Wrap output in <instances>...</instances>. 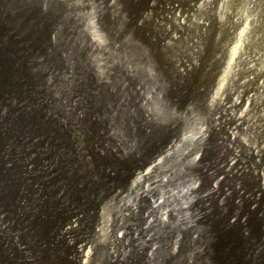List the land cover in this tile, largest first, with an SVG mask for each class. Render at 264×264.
I'll list each match as a JSON object with an SVG mask.
<instances>
[{"label":"bare ground","instance_id":"1","mask_svg":"<svg viewBox=\"0 0 264 264\" xmlns=\"http://www.w3.org/2000/svg\"><path fill=\"white\" fill-rule=\"evenodd\" d=\"M237 126L264 145V0H0V264H169L175 235H133L129 179Z\"/></svg>","mask_w":264,"mask_h":264},{"label":"rangeland","instance_id":"2","mask_svg":"<svg viewBox=\"0 0 264 264\" xmlns=\"http://www.w3.org/2000/svg\"><path fill=\"white\" fill-rule=\"evenodd\" d=\"M255 128H259V125L253 126V129ZM203 130V131H202ZM206 128L200 129V131H198L196 133V137L194 136V140H191L185 147L178 149V151H173V150H165L168 151V153H173L172 156L171 154L168 155L167 152L163 151V153H161L160 151V156H156L155 158H157L156 160H154L153 162H149V164L145 163L144 167H146L145 172L144 170L141 171V173L139 174V177H133L132 179H129V184L133 183L132 187L134 190V196L132 197L133 202H136L135 204H132V200L130 199L127 205V201L125 200H119V201H115L114 207L112 208H107L104 212V216L108 217L110 212H111V216H113V214H116V207H122L124 208V206L127 205L126 209L130 210L132 213L129 216V221L128 224H134V229L135 227H139L144 229L146 227H151L149 238L153 237V234H156V232H158V234H172L175 235L176 237L174 238V242H173V247H172V252L171 255L174 258V260H171V262L169 264H264V145L259 143L256 138L250 133V132H254V130L251 131H243L241 130L240 127H234L232 128L233 131L230 130V132L226 133L225 135H223V137L220 139V144L219 142H217L216 144H219L217 147V150H215L216 144H212L209 145L207 147V145H204V143L202 144V146L200 147V149L195 152L192 153L193 149V145H195V142L198 140V137H202V135H204L206 133ZM239 130V131H238ZM201 132V134H200ZM233 134V138H235V140H233L232 137ZM199 135V136H198ZM201 135V136H200ZM227 135V137H226ZM230 135V136H229ZM238 135V136H237ZM245 137V138H244ZM249 137V138H248ZM224 138V139H223ZM247 138V139H246ZM230 139V140H229ZM243 139V140H241ZM225 140V142H224ZM233 142H232V141ZM248 140V141H247ZM256 140V141H255ZM251 141V143L249 142ZM255 141V142H253ZM201 142V141H200ZM199 142V143H200ZM224 142V143H223ZM226 142L228 144H226ZM237 142V143H236ZM194 143V144H192ZM231 145H230V144ZM243 143V144H242ZM206 144V143H205ZM234 146H233V145ZM241 144V145H240ZM249 144V146H248ZM227 150H224L225 147ZM231 151H229L228 147ZM230 145V146H229ZM238 145V146H237ZM189 148H188V147ZM221 146H223L221 148ZM233 146V147H232ZM255 146V147H254ZM206 147V148H205ZM213 147V149L211 148ZM220 147V148H219ZM231 147V148H230ZM236 147V148H235ZM249 147V149H248ZM259 147V148H258ZM261 147V148H260ZM257 150H256V149ZM193 149V150H192ZM203 149V150H202ZM205 149V150H204ZM221 149V150H220ZM236 149V150H235ZM190 152H189V151ZM210 150V151H209ZM212 150V151H211ZM234 150V152H233ZM172 151V152H171ZM184 151V152H183ZM214 151V152H213ZM217 153H216V152ZM219 151V152H218ZM224 151V153H223ZM228 151V153H227ZM239 151V152H238ZM165 152V153H164ZM182 152V153H181ZM203 152V153H202ZM214 154H213V153ZM223 154L221 155L220 154ZM261 154H260V153ZM205 153V155H204ZM210 153V154H209ZM219 153V156H217V154ZM229 156L232 157H229ZM238 153V154H237ZM258 153V154H257ZM163 156H162V155ZM166 156H165V155ZM181 154V155H180ZM183 154V155H182ZM202 154V155H200ZM235 154V155H234ZM241 154V155H239ZM191 155V156H190ZM221 155V156H220ZM245 155V156H244ZM247 155V156H246ZM170 156V157H169ZM185 156V157H184ZM208 156V157H207ZM227 156V158L225 157ZM235 156V157H233ZM244 156V157H243ZM262 156V157H261ZM162 157V160H161ZM166 157V159L164 158ZM173 159H170L172 158ZM176 157V158H175ZM231 159H229V158ZM243 157V158H242ZM252 157V158H251ZM257 157V158H256ZM169 158V159H168ZM200 158V159H199ZM223 160H222V159ZM164 159V160H163ZM175 159V160H174ZM221 159V160H220ZM228 159V161H227ZM255 159V160H254ZM160 160V161H159ZM167 160H170L169 162ZM173 160V161H172ZM193 160V161H192ZM195 160V161H194ZM214 160V161H213ZM231 162H230V161ZM237 160V162H236ZM241 160V161H240ZM157 161V162H156ZM182 161V162H181ZM184 161V162H183ZM198 161V162H197ZM211 161V162H210ZM224 161V162H223ZM235 161V163H234ZM248 163H247V162ZM252 161V163H251ZM255 161V163H254ZM263 161V163H261ZM167 162V163H166ZM174 163L173 165H170ZM180 162V163H178ZM188 162V163H187ZM190 162V163H189ZM200 162V163H199ZM205 164H204V163ZM218 162V163H217ZM240 164H239V163ZM243 162V163H242ZM250 162V163H249ZM151 163V164H150ZM169 163V164H168ZM182 163V164H181ZM188 164V168L187 165L184 164ZM192 163V164H191ZM211 163V164H210ZM230 163V164H229ZM231 163H234L231 164ZM257 163V164H256ZM259 163V164H258ZM147 164V165H146ZM162 164V165H161ZM181 164V165H179ZM199 164V165H198ZM209 164V165H208ZM236 164V165H235ZM245 164V165H244ZM146 165V166H145ZM150 165V167H149ZM177 165V168L176 166ZM183 165V166H182ZM198 165V166H196ZM202 165V166H201ZM207 165V166H206ZM221 165V166H220ZM227 165V166H226ZM242 165V166H241ZM148 166V168H147ZM160 166V167H159ZM162 166V167H161ZM165 166V167H164ZM170 166V167H169ZM173 166V167H172ZM179 166V167H178ZM185 166V167H184ZM196 166V167H195ZM209 166V167H208ZM219 166V167H218ZM223 166V167H222ZM234 166V167H232ZM263 166V167H262ZM154 167V168H153ZM164 167V168H163ZM171 169H169V168ZM184 167V168H183ZM194 167V168H193ZM228 167V168H227ZM240 167V168H239ZM247 167V168H246ZM256 167V168H255ZM260 167V168H259ZM153 170H152V169ZM191 168V169H190ZM193 168V169H192ZM200 168V170H199ZM205 168V169H204ZM209 168V169H208ZM214 168V169H213ZM224 168V169H223ZM227 168V169H226ZM232 170H231V169ZM236 168V169H235ZM259 170H258V169ZM149 169V171L147 170ZM156 169V170H155ZM170 171H169V170ZM218 169V170H217ZM223 169V170H222ZM229 169V170H228ZM249 169V170H248ZM161 170V171H159ZM197 172H196V171ZM208 170V171H206ZM220 170V171H219ZM228 170V172L226 171ZM258 170V172H256ZM158 174H157V172ZM165 171V172H164ZM169 171V173H168ZM181 171V172H180ZM187 171V172H186ZM201 171V172H200ZM204 171V172H203ZM218 171V173H217ZM224 171V172H223ZM231 171V172H230ZM253 171V172H252ZM143 172V174H142ZM150 172V173H149ZM162 172V174H161ZM166 174H164V173ZM184 172V173H183ZM195 172V173H194ZM211 172V173H210ZM230 172V173H229ZM235 172V173H234ZM239 172V173H238ZM39 173V172H38ZM36 173V174H38ZM146 173V174H145ZM148 173V174H147ZM172 173V174H171ZM194 173V175H192ZM243 173V174H242ZM257 173V174H256ZM37 177H35L36 181H39L41 175H36ZM151 174V175H150ZM154 174V175H153ZM177 176H175V175ZM187 174V175H186ZM191 176H190V175ZM217 174V176H216ZM226 174V176H225ZM236 174V175H234ZM250 174V175H249ZM34 175V174H33ZM142 175V176H141ZM146 175V178H145ZM153 175V176H152ZM159 175V176H157ZM162 175V176H161ZM165 175V176H164ZM181 175V176H180ZM183 175V176H182ZM186 175V176H185ZM211 175V176H210ZM219 175V176H218ZM231 175V176H230ZM260 175V176H259ZM164 176V177H163ZM175 176V178H174ZM188 176V177H187ZM215 176V177H213ZM239 176V177H238ZM34 176H32L31 178H33ZM143 177L145 179H143ZM165 177L167 179H165ZM197 179H196V178ZM200 177V179H199ZM209 177V178H208ZM221 177V178H220ZM258 177H260L258 179ZM263 177V178H262ZM44 178V176L41 177V180ZM141 178V179H139ZM148 178V179H147ZM157 178V180H156ZM177 178V179H176ZM183 178V179H181ZM186 178V179H185ZM220 178V179H218ZM227 178V179H225ZM45 179V178H44ZM43 179V180H44ZM139 179V181H138ZM189 179V180H188ZM225 179V180H224ZM40 180V181H41ZM145 180L147 182H145ZM153 180V181H152ZM162 180V182H161ZM179 182H178V181ZM185 180V181H184ZM188 180V183H187ZM208 180V181H207ZM211 180V181H210ZM215 180V181H214ZM229 180V181H227ZM143 181V182H142ZM193 183H192V182ZM42 182V181H41ZM150 182V184H149ZM154 182V184H153ZM156 182V183H155ZM171 182V184H169ZM200 184H199V183ZM240 184H239V183ZM174 183V184H173ZM181 183H183L181 185ZM196 185H195V184ZM203 183V184H202ZM210 183V184H209ZM255 185H253V184ZM160 184V186L157 185ZM176 184V185H175ZM189 184V185H188ZM195 186H194V185ZM199 184V185H197ZM202 184V185H201ZM217 184V185H216ZM224 184V185H223ZM248 184V186H247ZM137 185V186H136ZM140 185V186H139ZM148 185V186H147ZM153 185V186H152ZM167 185V186H165ZM171 185H174L171 187ZM179 185V186H177ZM208 185L212 186V187H208ZM216 185V186H215ZM234 185V186H233ZM238 185V187H237ZM150 186H152L153 188H151ZM177 186V187H176ZM205 186V187H204ZM221 186V187H220ZM241 186V187H240ZM255 189H253V187ZM140 187V188H138ZM161 187V188H160ZM166 187V188H164ZM171 187V188H170ZM175 187V189H174ZM187 187V189H186ZM214 187V188H213ZM227 187V188H226ZM252 187V188H251ZM261 187V188H260ZM138 188V189H137ZM143 188V189H142ZM146 188V189H145ZM169 188V189H168ZM216 188V189H215ZM248 188V189H247ZM149 191H148V190ZM155 190L153 192V190ZM157 189L159 191H157ZM162 189V190H161ZM173 189V190H172ZM179 189V190H176ZM186 191H183L185 190ZM208 189V191L206 190ZM226 189V190H225ZM244 189V190H243ZM141 190V191H139ZM145 190V191H144ZM178 192H176V191ZM218 190V191H217ZM225 190V191H224ZM242 190V191H239ZM139 191V192H138ZM161 191V193H160ZM168 191V192H167ZM195 191V192H193ZM201 191V192H200ZM204 191V192H203ZM207 191V192H206ZM228 193H227V192ZM248 191V192H247ZM167 192V193H166ZM186 192V193H185ZM198 192V193H197ZM218 192V194H217ZM226 192V193H225ZM240 192V193H239ZM246 192V194H245ZM149 193V194H148ZM151 193V194H150ZM156 195L154 196L153 195ZM160 193V195L157 194ZM172 195H171V194ZM189 193V194H188ZM201 193V194H200ZM207 193H211L212 195H209ZM221 193V194H220ZM238 193V194H237ZM148 194V195H147ZM168 194V196L166 195ZM188 194V195H187ZM194 194V195H193ZM214 194V195H213ZM237 194V195H236ZM240 194V195H239ZM254 194V195H253ZM145 195V196H144ZM154 197H153V196ZM161 195H165V198ZM170 195V196H169ZM178 195V196H177ZM201 195V196H200ZM218 195V196H216ZM243 195V197H242ZM248 195V196H246ZM142 196V197H141ZM158 196H160L158 199ZM171 196H173L171 198ZM192 196V198H191ZM199 196V197H198ZM207 196V197H205ZM250 196V197H249ZM143 200L142 201V199ZM248 197V198H247ZM149 198V199H147ZM151 198H155L154 200ZM177 198V199H176ZM194 198V199H193ZM246 198V199H244ZM163 199L165 201H163ZM197 199V200H196ZM217 199V200H216ZM148 200H152V206L154 208H152L150 201ZM162 200V201H161ZM181 203H180V201ZM185 200L187 202H185ZM193 200V201H192ZM209 200V203H208ZM142 201V203H141ZM148 201V202H147ZM155 201V202H154ZM168 201V202H167ZM192 201V202H191ZM202 201V203H201ZM227 201V202H226ZM139 202V203H138ZM171 202V203H170ZM184 202V203H183ZM190 202V203H189ZM207 202V203H206ZM212 202V204H211ZM223 202V203H222ZM248 202V203H247ZM138 203V204H137ZM160 205H159V204ZM177 203V205H176ZM189 203V204H188ZM219 203V204H218ZM232 203V204H231ZM235 203V204H234ZM247 203V204H246ZM250 203V205H249ZM263 203V205H262ZM149 204V205H147ZM154 204V205H153ZM157 204V205H156ZM180 204V205H179ZM204 204V205H203ZM259 204V207H258ZM118 205V206H117ZM137 205V207H136ZM156 205V206H155ZM166 205V206H164ZM183 205V206H182ZM193 205V206H192ZM200 205V206H199ZM207 205V206H206ZM213 205V206H212ZM227 205V207H226ZM233 205V206H232ZM253 205V206H252ZM130 206V207H129ZM133 206V207H132ZM142 206V207H141ZM162 206V207H161ZM164 206V207H163ZM171 206L170 209H168ZM204 206V207H203ZM140 207V208H139ZM151 207V208H149ZM175 207V208H174ZM177 207V208H176ZM197 207V209H196ZM201 207V208H200ZM213 207V208H211ZM217 207V208H216ZM222 207V209H221ZM245 207V209H244ZM261 207V208H260ZM137 208V209H136ZM143 208V209H142ZM150 210L148 212V210ZM168 210V211H166ZM208 208V209H207ZM247 208V209H246ZM258 208V209H257ZM115 209V210H114ZM156 209V211H155ZM158 209V210H157ZM177 209V210H176ZM196 209V210H195ZM216 211H214V210ZM233 211H232V210ZM137 210V211H136ZM144 214V211L147 210L148 213H146V217L143 216V214L141 215V212ZM154 210V211H153ZM186 210L189 212H186ZM191 210V211H190ZM198 210V211H197ZM204 210V211H202ZM221 210V211H220ZM247 210V211H246ZM258 210V211H257ZM109 211V212H108ZM134 211V212H133ZM153 211V212H152ZM166 211V213H165ZM171 213H170V212ZM182 211V212H181ZM197 211V212H196ZM206 211V212H205ZM211 213H210V212ZM229 211V212H228ZM244 211V212H243ZM249 211V212H248ZM108 212V213H107ZM114 212V213H113ZM126 212V211H125ZM140 212V213H139ZM191 212V213H190ZM256 212V213H254ZM139 213V214H137ZM151 213V214H150ZM157 213V215H156ZM182 213V214H181ZM188 213V214H187ZM200 213V214H199ZM202 213V214H201ZM204 213V214H203ZM226 213V214H225ZM237 213V214H236ZM247 213V214H246ZM249 213V214H248ZM148 214V215H147ZM155 214V215H154ZM159 214V215H158ZM174 214V216H173ZM191 214V215H190ZM216 214V215H215ZM231 214V215H230ZM236 214V215H235ZM246 214V215H245ZM253 214V216H252ZM138 215V216H137ZM150 215V217H149ZM153 215V216H152ZM167 215V216H165ZM184 215V216H183ZM205 215V216H204ZM213 217H212V216ZM243 215V216H242ZM136 216V217H135ZM152 216V217H151ZM172 218H171V217ZM177 216V217H176ZM182 216V217H180ZM196 216V218H195ZM203 216V217H202ZM217 216V217H216ZM227 216V217H225ZM230 216V217H229ZM235 216V217H234ZM238 216V217H237ZM240 216V217H239ZM242 216V217H241ZM251 216V217H250ZM131 217V218H130ZM202 217V218H201ZM211 217V218H209ZM214 217H216L214 219ZM232 217V219H231ZM244 217V219H243ZM248 217V218H247ZM255 217V218H253ZM134 218H137V222L135 221ZM141 218V219H140ZM146 218L145 221H143V219ZM165 218V219H164ZM180 218V219H179ZM182 218V219H181ZM194 220H192V219ZM219 220H218V219ZM221 218V219H220ZM229 218V219H228ZM149 219V220H148ZM153 219V220H152ZM184 219V220H183ZM210 219V220H209ZM236 219V220H235ZM253 219V220H252ZM259 219V220H258ZM263 219V220H261ZM132 220V221H131ZM142 222H141V221ZM165 220V221H164ZM172 220V221H171ZM183 220V221H181ZM190 220V221H189ZM196 220V221H195ZM199 220V221H198ZM206 220V221H205ZM208 220V222H207ZM216 222H214V221ZM261 220V221H260ZM131 221V222H130ZM140 221V222H139ZM186 221V222H185ZM204 221V222H203ZM211 221V222H210ZM218 221V222H217ZM241 221V222H240ZM134 222V223H133ZM179 222V223H178ZM181 222V223H180ZM189 222V223H187ZM235 224H234V223ZM237 222V223H236ZM248 224H247V223ZM255 222V223H254ZM260 222V223H259ZM142 223V224H141ZM150 223V224H149ZM168 223V224H167ZM193 225H192V224ZM230 223V224H229ZM243 223V224H242ZM245 223V224H244ZM262 223V224H261ZM139 224V225H138ZM147 224V225H146ZM157 224L161 225L160 227H156ZM178 224V225H177ZM232 224V225H231ZM138 225V226H137ZM181 225V226H179ZM186 225V226H185ZM196 225V226H195ZM226 225V226H225ZM231 225V226H230ZM234 225V228H233ZM237 225V226H236ZM243 225V226H242ZM247 225V226H245ZM256 225V226H254ZM259 225V226H258ZM141 226V227H140ZM155 226V227H154ZM178 226V227H177ZM191 228H190V227ZM199 228H198V227ZM216 226V227H215ZM222 226V227H221ZM242 226V227H240ZM165 227V228H164ZM192 227H194L192 229ZM154 228V229H152ZM180 230H179V229ZM239 228V229H238ZM255 228V229H254ZM262 228V229H260ZM134 229L132 230V232L134 231ZM135 229V232L133 235L135 236H143L142 230L140 229ZM199 229V230H198ZM212 229V230H211ZM224 229V230H223ZM226 229V230H225ZM233 229V230H232ZM234 229L236 231H234ZM243 229V230H242ZM138 230V231H137ZM162 230V231H161ZM184 230V231H183ZM187 230V231H186ZM190 230V231H189ZM211 230V231H210ZM216 230V231H215ZM218 230V231H217ZM228 230V231H227ZM245 230V231H244ZM204 231L206 233H204ZM224 231V234H223ZM176 232V233H175ZM187 232V233H186ZM210 232V233H209ZM212 232V233H211ZM219 234H217V233ZM226 232V233H225ZM242 232V235L240 234ZM254 232V233H253ZM199 233V234H198ZM213 233L215 235H213ZM251 233V234H250ZM260 233V234H259ZM262 233V234H261ZM198 234V235H197ZM210 234V235H209ZM217 234V236H216ZM221 234V235H220ZM231 234V235H230ZM244 234V235H243ZM246 234V235H245ZM253 234V235H252ZM141 235V236H140ZM188 235V236H187ZM196 238H195V236ZM251 235V236H250ZM256 237H255V236ZM180 236V237H179ZM200 236V237H198ZM235 236V237H234ZM242 236V237H241ZM246 236V237H244ZM262 236V237H260ZM193 237V238H192ZM208 237V238H207ZM216 237V238H215ZM221 237V238H220ZM225 237L227 239H225ZM250 237H252L250 239ZM185 238V239H184ZM198 238V239H197ZM259 238V239H258ZM263 238V239H262ZM178 239V240H177ZM225 239V240H224ZM229 239V241H228ZM236 239L237 242H234ZM197 240V241H196ZM247 242H244V241ZM250 240V241H248ZM188 241V242H187ZM192 241V242H191ZM204 241V242H203ZM216 241V242H215ZM233 241V242H232ZM255 241V242H254ZM179 242V243H178ZM190 242V243H189ZM241 242V243H240ZM255 244H254V243ZM261 242V243H258ZM210 243V244H209ZM214 243V244H213ZM216 243V244H215ZM218 243V244H217ZM221 243V244H220ZM225 243V244H224ZM231 243V244H230ZM233 243V244H232ZM245 249H244V246ZM247 243V245H246ZM252 243V244H251ZM182 244V246H181ZM195 244V245H194ZM223 244V245H222ZM229 244V245H227ZM250 244V245H249ZM262 246H260V245ZM200 248H199V246ZM202 245V246H201ZM204 245V246H203ZM216 245V246H215ZM219 245V246H218ZM232 245V246H231ZM236 245V246H235ZM186 246V247H185ZM196 246V247H195ZM207 246V247H206ZM229 246V247H228ZM250 246V247H249ZM256 246V247H255ZM189 249H188V248ZM203 247V249L201 248ZM212 247V248H211ZM218 247V249H217ZM223 247V248H222ZM242 247V248H241ZM252 247V248H251ZM260 247L259 251L257 250ZM209 248V249H208ZM227 248V249H226ZM229 248V249H228ZM231 248V250H230ZM255 248V249H254ZM186 249V250H185ZM205 249H206V253H205ZM212 249V250H211ZM221 249V250H220ZM251 249V250H250ZM183 250V251H182ZM185 250V251H184ZM200 250V252H199ZM228 250V251H227ZM235 253H234V251ZM246 252H244V251ZM208 251L210 253H208ZM221 251V252H220ZM250 251V252H249ZM254 251L256 253H254ZM177 252V254H176ZM187 252V253H186ZM193 254H192V253ZM195 252V253H194ZM212 252V253H211ZM232 252V253H231ZM242 252V253H241ZM244 252V253H243ZM180 253V254H179ZM202 253V254H201ZM205 253V255H204ZM247 253V254H246ZM263 253V254H262ZM173 254H175L173 256ZM201 254V255H200ZM242 254H244L242 256ZM259 254V255H258ZM213 257H212V256ZM252 257H250V256ZM253 255H255L253 257ZM260 256V257H259ZM183 257V258H182ZM186 257V258H185ZM207 257V258H206ZM219 257V258H218ZM234 257V258H233ZM257 257V258H255ZM180 258V259H179ZM195 258V259H194ZM206 258V259H205ZM209 258V259H208ZM223 258V259H222ZM226 258V259H225ZM244 258V259H242ZM255 258V259H253ZM262 258V259H261ZM177 259V260H176ZM215 259V260H214ZM217 259V260H216ZM221 259V260H220ZM259 259V260H258ZM191 260V261H189ZM214 260V261H213ZM228 260V261H227ZM248 260V261H247ZM253 260V262H252ZM255 260V261H254ZM257 260V261H256ZM176 261V263H175ZM180 261V262H179ZM212 261V262H210ZM214 262V263H213ZM221 262V263H220ZM224 262V263H223ZM240 262V263H239ZM261 262V263H260Z\"/></svg>","mask_w":264,"mask_h":264}]
</instances>
